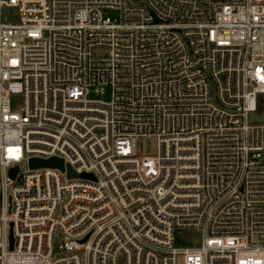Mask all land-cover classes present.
<instances>
[{
	"label": "built area",
	"instance_id": "1",
	"mask_svg": "<svg viewBox=\"0 0 264 264\" xmlns=\"http://www.w3.org/2000/svg\"><path fill=\"white\" fill-rule=\"evenodd\" d=\"M263 96L264 0H0V264H264Z\"/></svg>",
	"mask_w": 264,
	"mask_h": 264
},
{
	"label": "rangeland",
	"instance_id": "2",
	"mask_svg": "<svg viewBox=\"0 0 264 264\" xmlns=\"http://www.w3.org/2000/svg\"><path fill=\"white\" fill-rule=\"evenodd\" d=\"M5 15L11 16L12 9L5 7L4 12ZM92 98H104L108 99V94H100L96 93L94 90L91 93ZM21 106V98L15 97L13 101V108L18 109ZM136 150L139 154H154L157 150V141L155 138H151L149 140H146L144 138H139L136 142ZM264 162V158H263ZM179 241L181 243H187L188 241H194L195 243H198L200 240V233L193 230H184L179 233Z\"/></svg>",
	"mask_w": 264,
	"mask_h": 264
},
{
	"label": "water",
	"instance_id": "3",
	"mask_svg": "<svg viewBox=\"0 0 264 264\" xmlns=\"http://www.w3.org/2000/svg\"><path fill=\"white\" fill-rule=\"evenodd\" d=\"M264 98V96H263ZM250 120L251 121H263L264 120V110L258 114L256 112L251 113L250 115ZM30 165L32 167H38V166H50V167H59L60 169L64 170L65 169V164L63 159L58 158V157H51L49 159H40V158H32L30 160ZM68 167V174L69 176H76L77 174L74 172V170L71 168L70 165H67ZM17 168L12 169V175H15ZM90 174H82V176H89ZM88 235L85 236L81 241H85L87 239ZM11 240V248L13 247V236L11 233L10 236Z\"/></svg>",
	"mask_w": 264,
	"mask_h": 264
}]
</instances>
